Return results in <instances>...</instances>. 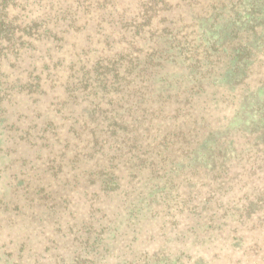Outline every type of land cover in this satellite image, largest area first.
Wrapping results in <instances>:
<instances>
[{
  "label": "rangeland",
  "instance_id": "1",
  "mask_svg": "<svg viewBox=\"0 0 264 264\" xmlns=\"http://www.w3.org/2000/svg\"><path fill=\"white\" fill-rule=\"evenodd\" d=\"M260 48L264 0H0V264H264Z\"/></svg>",
  "mask_w": 264,
  "mask_h": 264
},
{
  "label": "trees",
  "instance_id": "2",
  "mask_svg": "<svg viewBox=\"0 0 264 264\" xmlns=\"http://www.w3.org/2000/svg\"><path fill=\"white\" fill-rule=\"evenodd\" d=\"M253 27H254V25H251V26H247L246 28H243V29H244V30H249V29L251 30V29H253ZM240 30H241V29H240ZM229 32H231V33H229V37H227V39H224V37H223V38L221 39L222 41H221L219 44H223L224 46H226V47H223V50H224L225 48H230V49H232V50H236V48L233 47V44H232V42H231V39H237L238 36H236V35H238V34L236 33V31L234 32L233 29L230 30ZM259 47H260V46H256V48H253L252 45H251V43H248L247 40H246L244 43L237 42V51H238V52H241V53H247L248 51H251V48H253V49H258ZM260 49H261L262 51H264V48H260ZM234 53H235V52H234ZM157 57L160 58L159 56H157ZM158 60H159V59H158ZM246 62L249 63L250 60L246 59ZM138 64H139V62L136 61L135 64H134V67H135L136 65L138 66ZM112 68H113V67H112ZM112 68L109 67L110 70H112ZM109 69H108L107 71H104V72L101 73L100 83L103 84V86H104L103 89H104L105 91H107L109 87L114 86V87H113V88H114V91H115V92H120L121 89L118 88V84L114 85V83H119V81L122 80V79L124 78V77H123V73H124V71H125L126 69L123 70L122 72L112 70V72L110 73V75L106 77V74H107V72H109ZM117 77H119V78L117 79ZM119 85H120V84H119ZM121 93H122V92H121ZM105 95H107L106 92H103V93L101 94L100 97H104ZM108 99H109V98H108ZM97 106H98V103H96L95 108H98ZM99 110H100V109H99ZM111 111H112V109H111ZM105 112H107V114H108V115L106 116L107 120L117 118L116 120H113V121H112V123H113L114 125H116L117 120H118V121L121 120V115L116 114V113H114V115H113V114H111L110 111H107V109L105 110Z\"/></svg>",
  "mask_w": 264,
  "mask_h": 264
}]
</instances>
